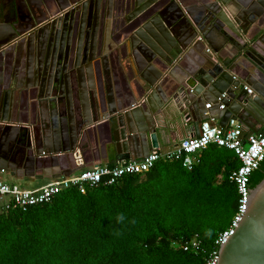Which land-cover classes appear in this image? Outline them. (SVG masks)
Segmentation results:
<instances>
[{
    "label": "water",
    "instance_id": "obj_1",
    "mask_svg": "<svg viewBox=\"0 0 264 264\" xmlns=\"http://www.w3.org/2000/svg\"><path fill=\"white\" fill-rule=\"evenodd\" d=\"M92 1L94 8H111V22L102 44L94 36L84 42L95 56L86 77L77 75L80 111L74 113L68 88L67 107L58 110L68 61L54 71L47 53L29 75L18 71L14 83L0 85V170L20 178L68 177L111 158L140 161L158 149L157 124L170 107L188 112L199 127L207 119L222 128L235 120L242 139L262 132L264 0ZM22 24L27 29L19 30ZM41 26L30 9L12 16L0 28V57ZM246 186L244 214L215 264H264V160Z\"/></svg>",
    "mask_w": 264,
    "mask_h": 264
},
{
    "label": "trees",
    "instance_id": "obj_2",
    "mask_svg": "<svg viewBox=\"0 0 264 264\" xmlns=\"http://www.w3.org/2000/svg\"><path fill=\"white\" fill-rule=\"evenodd\" d=\"M195 158L190 170L160 160L112 185L0 213V264H204L181 244L197 235L203 249L215 248L236 211L229 177L240 161L217 146Z\"/></svg>",
    "mask_w": 264,
    "mask_h": 264
},
{
    "label": "built area",
    "instance_id": "obj_3",
    "mask_svg": "<svg viewBox=\"0 0 264 264\" xmlns=\"http://www.w3.org/2000/svg\"><path fill=\"white\" fill-rule=\"evenodd\" d=\"M250 93V90H248ZM225 97L221 95L218 100ZM207 104L206 108H211ZM220 105L219 110H223ZM186 121H189L187 117ZM213 119L204 120L197 134L181 139L172 149L161 151L152 150L140 161H115L112 164H98L82 169L68 177H61L36 189H23L0 181V213H7L18 209L26 211L30 207L50 203L53 198L66 190H77L84 193L87 189L97 188L100 185H112L119 178L129 175H139L152 169L160 160H176L190 170L196 163L195 154L208 146H217L231 150L240 161V166L233 171L229 179L237 188V205L229 226L218 235L211 251L201 247L197 235L187 239L181 248L185 252L201 253L205 256L204 264H215L220 247L225 243L238 227L247 203L248 177L259 167L264 160V128L261 133L253 134L242 139V127L235 120H229L227 126L222 128L214 123ZM1 173H4L1 171Z\"/></svg>",
    "mask_w": 264,
    "mask_h": 264
},
{
    "label": "flooded vegetation",
    "instance_id": "obj_4",
    "mask_svg": "<svg viewBox=\"0 0 264 264\" xmlns=\"http://www.w3.org/2000/svg\"><path fill=\"white\" fill-rule=\"evenodd\" d=\"M57 5H60L62 10H59L60 7ZM94 7V2L89 3V0H0V25H2L0 28L11 24L12 16L22 14L27 9L35 14V18L42 25L31 39L26 40V44L22 42L15 52L8 51L0 57V85L14 83L12 76L17 75L18 71L24 68L26 75L30 74L31 69L34 71L32 66L39 60H44L48 53L52 59V62L51 60L48 62V67L54 71H61L66 61L69 64L65 69L67 82L64 84L62 103L58 110L63 112L67 107L65 96L69 89L72 109L75 114L79 112L77 75L81 78L86 77L89 59L95 56L94 51L90 53L89 50L84 51V42L89 40L91 43L94 36L96 40L99 38L102 44L106 40L105 36L111 22V8L109 10L107 5ZM28 28V31L34 32L36 26L31 22ZM18 29L25 30L27 27L22 24L18 25ZM95 29L98 35L96 32L93 34ZM66 45L69 47L66 48ZM23 49L26 52L25 58L21 57ZM26 75L25 80L31 84L33 81ZM56 95L61 96L58 92Z\"/></svg>",
    "mask_w": 264,
    "mask_h": 264
},
{
    "label": "crops",
    "instance_id": "obj_5",
    "mask_svg": "<svg viewBox=\"0 0 264 264\" xmlns=\"http://www.w3.org/2000/svg\"><path fill=\"white\" fill-rule=\"evenodd\" d=\"M250 91V87L248 88ZM208 104V103H207ZM224 110V109H223ZM222 110V111H223ZM192 113H196L195 117L199 118V114L196 112L194 108H192ZM166 114V118H161L160 123L157 124L159 129L157 128V134H158V149L165 152L170 149H172L181 139L186 138L190 135L197 134L199 131V126L196 125V123L191 119V116L188 115V112H180L176 113L174 108H169L164 112ZM187 117H189V121H186ZM204 117V116H201ZM22 121H25V117H22ZM214 123L218 124L217 121ZM162 127V129H161ZM37 136H40V132L38 127H36ZM113 159V160H112ZM117 160H114V158H111L109 162H101L100 164H112ZM95 164H89L85 168H89ZM84 168V169H85ZM82 170V169H81ZM3 171L4 173H1ZM78 172V171H77ZM76 173V172H75ZM0 175H5L8 178H11L17 182V184L11 183L7 178L4 177L3 182L9 183L12 185H19L18 187H22L23 189H36L43 185H46L47 183L56 180L58 178H61L63 176L57 177V176H47V177H36V178H20L13 176L10 172H5L4 170H0ZM6 178V179H5Z\"/></svg>",
    "mask_w": 264,
    "mask_h": 264
},
{
    "label": "rangeland",
    "instance_id": "obj_6",
    "mask_svg": "<svg viewBox=\"0 0 264 264\" xmlns=\"http://www.w3.org/2000/svg\"><path fill=\"white\" fill-rule=\"evenodd\" d=\"M4 177H6L5 175H0V181L1 180H3L4 179ZM7 178V179H6ZM5 179L6 180H8L9 182H11V183H16L17 184V182L15 181V180H13V179H11V178H8V177H6ZM19 186V185H18ZM20 188H22V187H20ZM1 203H2V201H0V205H1Z\"/></svg>",
    "mask_w": 264,
    "mask_h": 264
}]
</instances>
